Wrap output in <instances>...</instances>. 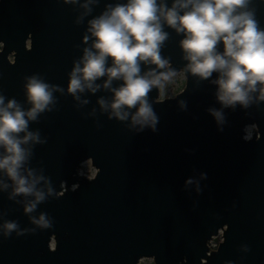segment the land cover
Wrapping results in <instances>:
<instances>
[{
	"label": "water",
	"instance_id": "obj_1",
	"mask_svg": "<svg viewBox=\"0 0 264 264\" xmlns=\"http://www.w3.org/2000/svg\"><path fill=\"white\" fill-rule=\"evenodd\" d=\"M111 2L101 0L93 15ZM256 7L264 27V4ZM81 11L63 0H0V93L30 107L23 82L33 74L66 89L92 18L75 24ZM165 30L161 55L183 73L182 36ZM184 76L185 87L174 98L160 100V89L149 93L159 117L156 132L134 133L109 120L97 104L110 98L106 90L85 92L84 106L66 91L54 93L56 110L29 125L47 138L35 147L29 167L43 168L55 190L33 215L46 212L54 223L22 236L0 235V264H264V103L225 109L227 124L219 132L207 112L220 107L215 86ZM93 109L96 116H88ZM247 126L257 129L248 139ZM86 162L96 169L93 178L80 175ZM189 177L199 180V192L185 187ZM9 192H0V220L32 228L23 198L9 200Z\"/></svg>",
	"mask_w": 264,
	"mask_h": 264
},
{
	"label": "clouds",
	"instance_id": "obj_2",
	"mask_svg": "<svg viewBox=\"0 0 264 264\" xmlns=\"http://www.w3.org/2000/svg\"><path fill=\"white\" fill-rule=\"evenodd\" d=\"M63 3L82 9L75 19L77 25L92 17L87 20L82 54L73 60L66 89L33 74L23 82L30 107L0 93V174L6 177L0 180V192L11 188L9 200L23 198V213L33 225L22 229L16 220L2 219L0 235L4 238L53 226L48 213L33 215L40 204L55 196V190L43 168L29 167L35 147L47 142L39 129L31 130L29 125L56 110L54 93L66 91L77 106H84L89 103L81 98L85 92L106 90L110 98L101 97L97 104L109 120L134 133L157 131L159 117L149 93L165 87L177 75L170 58L161 55L169 38L166 28L182 36L179 48L185 63L181 71L197 82L215 86L220 107H209L207 112L217 131L222 132L227 124L225 109L235 111L239 106L246 111L264 103V27L259 24L256 7L264 0H113L105 3L98 15L93 11L101 0ZM142 66L147 70L142 71ZM177 104L181 111L187 109L185 100H177ZM88 116L95 117L96 110ZM200 179H206V174L202 172ZM184 184L195 185L200 191L194 177ZM241 250L249 249L241 245Z\"/></svg>",
	"mask_w": 264,
	"mask_h": 264
},
{
	"label": "rangeland",
	"instance_id": "obj_3",
	"mask_svg": "<svg viewBox=\"0 0 264 264\" xmlns=\"http://www.w3.org/2000/svg\"><path fill=\"white\" fill-rule=\"evenodd\" d=\"M186 78L183 73H177L172 81L168 82L165 87L160 88V100L176 97L185 87ZM256 127H249L247 129L248 135L251 136L256 131ZM80 175L87 178L96 175V169L91 162H86L80 169ZM223 241L222 233L214 238L211 243V248L215 250ZM141 264H155L153 259H143Z\"/></svg>",
	"mask_w": 264,
	"mask_h": 264
},
{
	"label": "built area",
	"instance_id": "obj_4",
	"mask_svg": "<svg viewBox=\"0 0 264 264\" xmlns=\"http://www.w3.org/2000/svg\"><path fill=\"white\" fill-rule=\"evenodd\" d=\"M248 128H249V127H248ZM248 128H247V129H248ZM247 129H246V133H247L246 138L248 139V138H251L252 135H251V136L248 135ZM89 178H90V177H89ZM91 178H93V177H91ZM141 263H142V261L140 262V264H141Z\"/></svg>",
	"mask_w": 264,
	"mask_h": 264
}]
</instances>
